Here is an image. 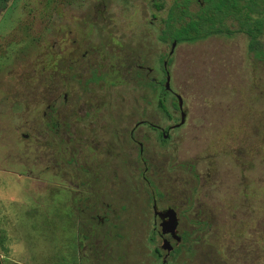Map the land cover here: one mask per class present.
Returning <instances> with one entry per match:
<instances>
[{
  "label": "rangeland",
  "instance_id": "rangeland-1",
  "mask_svg": "<svg viewBox=\"0 0 264 264\" xmlns=\"http://www.w3.org/2000/svg\"><path fill=\"white\" fill-rule=\"evenodd\" d=\"M173 1L154 0L159 11L153 0L0 1L2 264H157L150 194L187 234L170 264H264V60H253L242 34L168 54L171 43L156 37ZM260 42L264 49V35ZM162 61L185 113L164 142L144 125L179 120L172 94L162 98L167 119L144 86L164 79ZM47 105L54 135L35 131L37 107ZM36 156L44 173L52 160L60 178L69 169L78 188L84 158L94 159L88 167L103 178L86 188L101 194L88 203L90 216L105 220L99 229L70 212L56 179L42 184Z\"/></svg>",
  "mask_w": 264,
  "mask_h": 264
},
{
  "label": "trees",
  "instance_id": "trees-1",
  "mask_svg": "<svg viewBox=\"0 0 264 264\" xmlns=\"http://www.w3.org/2000/svg\"><path fill=\"white\" fill-rule=\"evenodd\" d=\"M191 3L197 6L194 11L189 9ZM153 7L159 11L162 5L153 0ZM161 24L156 39L162 44H192L211 36L242 34L246 38L247 52L253 60H264V49L260 42L264 35V0H174ZM169 63L170 60L166 62L167 65ZM162 82L159 80L148 86L151 85V89L160 97L157 108L169 117L162 102L167 93ZM171 105L177 109L176 104Z\"/></svg>",
  "mask_w": 264,
  "mask_h": 264
},
{
  "label": "flooded vegetation",
  "instance_id": "flooded-vegetation-1",
  "mask_svg": "<svg viewBox=\"0 0 264 264\" xmlns=\"http://www.w3.org/2000/svg\"><path fill=\"white\" fill-rule=\"evenodd\" d=\"M163 63H165V62L162 61L161 71L164 75V79H163V85H162V83H161V85L164 87L166 73L168 74V72L166 70V66L165 65L163 66ZM168 77H169V75H168ZM96 79L97 78L92 77L91 80L94 81ZM151 83H153L151 80H145L144 86L151 88L152 87L151 85L148 86ZM168 84H169V82H168ZM166 92L173 95V97L176 101V107H177L176 110L179 111V120H180V111L181 112H183V111L178 109L177 100H176L177 95L172 93V91L170 90V87L168 90H166ZM63 99L66 100V97L63 96ZM181 107H182V103H181ZM37 108H38V112L36 114L37 115L36 121H37V126H38L37 128L38 129H36L35 131L40 134L42 131L41 126H43L44 129L47 130L48 133H51L54 135L55 131L57 129V122H56L55 115L53 113H51V111L53 110V106H51V105L45 106V110H46L45 112H40L39 107H37ZM46 112H48V113H46ZM86 115L87 114H85L84 116H86ZM165 117L167 119L170 118V116L169 117L165 116ZM41 118L46 119V122H44L42 124ZM184 118H185V113H184ZM184 118H183V122L181 124H179V120H178V123H176L172 126H166L165 128H160L156 125L149 124V123H145L144 125L147 127L148 130L155 132L156 138L160 139L161 142H164L165 139L168 138L170 130L177 129L183 125ZM142 123H143V121L136 122L134 124V126H137V125L142 124ZM177 124H179V126L175 127ZM70 126H72V124ZM129 137H130V139H132V130L129 132ZM71 141H73V140H71ZM84 148L86 149V152H89L90 149L98 148V145L85 146ZM138 153L139 154L142 153V145L140 143H138ZM97 157H98V153H97ZM38 158H39V155H38ZM38 158L36 156L34 165H36V167H38V169H39V172H41V175L43 178V179H41L42 184L44 186L48 185V184H52V182H50V181H52L53 179H56V183L59 185L60 190L61 191H68V194L70 196L69 197L70 198V206H69L70 212L72 210V212L75 213L77 216H78V214H82L83 216H86L89 230H92V228H94V227L89 225V220H90L89 218L90 217L96 223L97 227H95V228H98V226H101L102 224L105 223V220L101 221L100 218H98L96 216H90V213H89L90 208H89L88 203H89V200L91 199L90 195L92 196V200L95 201L96 199H99L101 194H99V192H96V193L89 192L86 188L87 184L91 180H92L91 183L96 184V182H98L100 179L103 178V177H99V173H94V169H93V172H91V170L89 169L88 163L89 164L94 163V159H92L90 161L91 156L84 158L85 164H83L82 168H80L81 178L83 179V182L82 181L80 182L81 183L80 184L81 188L79 187L80 189L78 188L77 185L74 186L73 183L71 182L72 181L71 180L72 173H71V171H69V169L65 173V176H64L65 179L60 178L56 172L57 169H56L55 161L52 160L51 161L52 164H50V166H51L50 173H48V174L44 173L42 171L41 163L38 161ZM75 162H77V161H75ZM97 162L99 164H102L101 159L97 160ZM73 163H74L73 149L71 148L70 158L67 160L66 164L68 167H70L72 169ZM84 165H86V166H84ZM94 166H95V168L98 167L97 165H94ZM47 179H49L50 181H48ZM63 181L65 182V184L63 183ZM157 196L161 197V194H157ZM146 201L149 203V208H150V212H151V219H150V223H149L150 233H149L148 238H147V240L150 244V247H151V249H150L151 257L156 259L157 264H170L168 262L167 258L170 256V254L171 255L174 254L173 251L176 249V248H174V244H179L181 242H184L187 238V234L185 231H182L181 234H177V229L179 228L180 223L178 221V218L176 216L175 211L169 209V207H165V208L160 209L158 207L159 206V204H158L159 199H156L153 194H150V196L148 195L146 198ZM166 211H172L171 217H172L173 223L175 224L173 231H170V228L168 229L167 221H168V217H170V216L165 215ZM193 223L197 224V222H193ZM162 229L164 230L165 233H162ZM184 229L185 228H183V230ZM184 234H185V236H184ZM155 238L157 239V241L160 242L159 246L154 245L155 244ZM163 241H166V243H167L166 245H164V249H162ZM88 245H89V241H88Z\"/></svg>",
  "mask_w": 264,
  "mask_h": 264
},
{
  "label": "water",
  "instance_id": "water-1",
  "mask_svg": "<svg viewBox=\"0 0 264 264\" xmlns=\"http://www.w3.org/2000/svg\"><path fill=\"white\" fill-rule=\"evenodd\" d=\"M175 46V43L172 42L170 44V51L168 54H171L172 53V50ZM165 65V63H163V66ZM169 77H168V74L166 73V78H165V82H164V89L165 90H168L169 89ZM176 100H177V106H178V109L181 110V98L179 96H176ZM183 118H184V113L180 111V120H179V124H181L183 122ZM179 124H177L175 127L179 126ZM165 215L166 216H170L168 217V221H167V225H168V229L170 228V231H173L174 230V227H175V224L173 223V220H172V211H166L165 212ZM162 233H165L164 230L162 229ZM166 241H163L162 243V249H164V245H166Z\"/></svg>",
  "mask_w": 264,
  "mask_h": 264
},
{
  "label": "crops",
  "instance_id": "crops-1",
  "mask_svg": "<svg viewBox=\"0 0 264 264\" xmlns=\"http://www.w3.org/2000/svg\"><path fill=\"white\" fill-rule=\"evenodd\" d=\"M14 114H16V113H14ZM0 259H1V257H0Z\"/></svg>",
  "mask_w": 264,
  "mask_h": 264
}]
</instances>
